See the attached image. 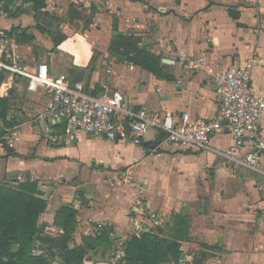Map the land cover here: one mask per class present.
<instances>
[{
  "label": "crops",
  "instance_id": "obj_1",
  "mask_svg": "<svg viewBox=\"0 0 264 264\" xmlns=\"http://www.w3.org/2000/svg\"><path fill=\"white\" fill-rule=\"evenodd\" d=\"M44 2L35 16L31 4L14 0L10 14L0 13V32L16 29L32 37L19 43L27 62H45L52 74L71 80L81 74L76 85L86 95L119 92L133 112L145 107L160 115L210 119L219 102L215 76L254 55L260 64L252 71L251 90L264 95V0ZM114 32L122 34L116 40L137 38L140 47L172 62L161 63L170 79H158L112 51ZM55 33L62 39L57 47ZM202 56L212 75L197 67ZM27 97L33 112H12L17 124L0 137V185L15 189L35 183L47 204L38 224L52 237L60 232L55 215L63 206L70 208L75 222L70 246L108 230L111 247L84 264L120 263L125 242L143 233L177 244L179 257L172 256V248L160 264H264V178L241 164L247 147L234 158L224 156L232 143L227 131L215 134L205 150L162 146L155 153L152 145L162 132L156 129L140 145L94 136L52 145L43 135L53 129L37 118L46 98ZM23 113L27 119L19 121ZM260 131L264 141V114ZM135 200L147 215L131 211Z\"/></svg>",
  "mask_w": 264,
  "mask_h": 264
},
{
  "label": "built area",
  "instance_id": "obj_2",
  "mask_svg": "<svg viewBox=\"0 0 264 264\" xmlns=\"http://www.w3.org/2000/svg\"><path fill=\"white\" fill-rule=\"evenodd\" d=\"M17 35V32H0V75L5 77L0 84V98L6 97L9 90L21 82L27 93L42 94L46 101L37 118L53 129L43 135L46 143L70 145L81 136H94L109 142L140 145L144 136L156 129L166 136L153 149L155 153H159L162 146L205 150L215 134L227 131L232 143L224 156L234 158L235 153L247 147L241 164L260 172L264 178V141L260 131L264 95H256L251 90L252 71L260 64L258 56L254 55L243 65L232 66L217 74L215 92L219 102L215 116L191 119L187 114L160 115L145 107L133 112L119 92L86 95L79 85L72 84L68 76L51 74L46 63L38 66L29 64ZM196 65L207 74H213L206 56L200 57ZM130 209L140 217L149 213L139 200H135ZM151 217L155 218V215ZM101 228L102 225L98 224L97 229ZM41 253L34 251L36 255Z\"/></svg>",
  "mask_w": 264,
  "mask_h": 264
},
{
  "label": "trees",
  "instance_id": "obj_3",
  "mask_svg": "<svg viewBox=\"0 0 264 264\" xmlns=\"http://www.w3.org/2000/svg\"><path fill=\"white\" fill-rule=\"evenodd\" d=\"M14 0H0V9L9 13ZM32 6L35 16L45 7L44 0H21ZM10 14V13H9ZM229 15L236 19L235 13L229 10ZM12 32H18L14 29ZM19 43L30 42L32 37L17 33ZM54 47L60 43L52 40ZM111 50L124 56L131 64L151 73L158 79H170L163 75L166 67L161 59L139 46V40L134 37H121L112 43ZM121 51V52H120ZM5 79L0 75V84ZM16 81V80H15ZM0 98V137L6 130L17 124L12 115V92ZM160 133L152 147H157L165 138ZM46 201L41 198L35 183H26L18 188L0 185V264H52L58 260L60 264H84V260L94 259V256H104L111 247L109 231L103 230L95 236L83 237L79 245L70 246L74 233V215L70 208L63 206L55 215L53 225L60 230L58 236L45 234L44 226L38 224L39 217L45 212ZM174 248L172 256L179 257L177 244L161 241L151 233H143L139 237H130L124 245V256L118 264H160L166 261V251ZM34 251H41L40 255ZM163 256V257H161Z\"/></svg>",
  "mask_w": 264,
  "mask_h": 264
},
{
  "label": "rangeland",
  "instance_id": "obj_4",
  "mask_svg": "<svg viewBox=\"0 0 264 264\" xmlns=\"http://www.w3.org/2000/svg\"><path fill=\"white\" fill-rule=\"evenodd\" d=\"M1 12H3V11L0 9V13ZM54 36H55V39L56 40L62 42V39L59 37V35L57 33H55ZM55 60L57 61V66L62 71L63 70V68H62L63 67V63H62V61L60 59H58L57 57L55 58ZM42 63H45V62H35V63H29V64H31L33 66H38L39 64H42ZM62 75H65V74H62ZM65 76H67V75H65ZM21 84L24 86L23 82H21ZM11 96H12V99H13V101H12V104H13V112L14 111L15 112H22V110H27V111H25V113L26 112L28 113L30 111L33 112V109L34 108L28 106V105H30V103H33V100L27 97V92L25 90H23L21 87H19V88L16 87V90H14L12 92ZM25 113L22 114L23 117L22 118H19V121H23V119H27L26 115H24ZM30 115H31L30 118L31 119H34L35 113H32ZM17 116H18V114H17ZM117 188L118 187L116 185H114L112 189H113V191H116Z\"/></svg>",
  "mask_w": 264,
  "mask_h": 264
},
{
  "label": "water",
  "instance_id": "obj_5",
  "mask_svg": "<svg viewBox=\"0 0 264 264\" xmlns=\"http://www.w3.org/2000/svg\"><path fill=\"white\" fill-rule=\"evenodd\" d=\"M121 36L122 34L121 33H116V32H114L113 33V36H114V39H113V41H115L116 40V37L117 36ZM108 55L109 56H111V57H114V58H117V59H119V60H122V61H124V58L122 57V56H119V55H117V54H115V53H113V52H108ZM161 63H164V64H171L172 62H170V61H168V60H165V59H162L161 60ZM81 81H82V75L80 74L79 75V77L76 79V78H73L72 80H71V82H72V84L73 85H76V84H79V83H81ZM226 122H224V124H225Z\"/></svg>",
  "mask_w": 264,
  "mask_h": 264
}]
</instances>
